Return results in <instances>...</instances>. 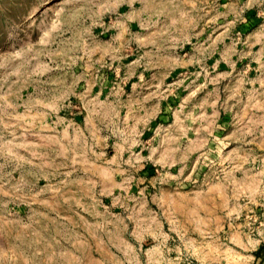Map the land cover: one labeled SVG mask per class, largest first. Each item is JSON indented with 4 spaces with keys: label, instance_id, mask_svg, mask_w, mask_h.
<instances>
[{
    "label": "rangeland",
    "instance_id": "rangeland-1",
    "mask_svg": "<svg viewBox=\"0 0 264 264\" xmlns=\"http://www.w3.org/2000/svg\"><path fill=\"white\" fill-rule=\"evenodd\" d=\"M263 244L264 0H0V264Z\"/></svg>",
    "mask_w": 264,
    "mask_h": 264
},
{
    "label": "crops",
    "instance_id": "crops-1",
    "mask_svg": "<svg viewBox=\"0 0 264 264\" xmlns=\"http://www.w3.org/2000/svg\"><path fill=\"white\" fill-rule=\"evenodd\" d=\"M261 248L257 251H255V254H253V258L251 260L250 264H263L264 263V244L263 246H260Z\"/></svg>",
    "mask_w": 264,
    "mask_h": 264
}]
</instances>
